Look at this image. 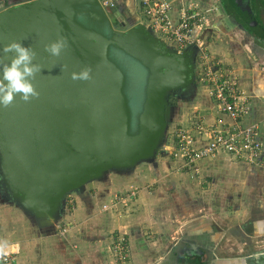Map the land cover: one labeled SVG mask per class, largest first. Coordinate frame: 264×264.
I'll return each instance as SVG.
<instances>
[{
  "label": "water",
  "instance_id": "95a60500",
  "mask_svg": "<svg viewBox=\"0 0 264 264\" xmlns=\"http://www.w3.org/2000/svg\"><path fill=\"white\" fill-rule=\"evenodd\" d=\"M228 1L253 35L261 34L249 0ZM117 14L99 0H22L0 9V57L3 46L16 40L32 47L34 63L42 66L33 81L38 98L23 102L17 96L9 107L0 106L4 166L22 183L26 208L36 217L53 218L66 190L109 168H129L152 157L171 112L164 95L192 83L193 48H170L142 21L115 25L111 17ZM60 37L67 47L51 56L44 45ZM113 48L147 70L133 126L126 74L112 57ZM86 66L92 69L90 80L71 78Z\"/></svg>",
  "mask_w": 264,
  "mask_h": 264
},
{
  "label": "crops",
  "instance_id": "0c3cea01",
  "mask_svg": "<svg viewBox=\"0 0 264 264\" xmlns=\"http://www.w3.org/2000/svg\"><path fill=\"white\" fill-rule=\"evenodd\" d=\"M19 1L0 0V9ZM171 1V13L176 15L180 3L189 0ZM115 8L118 14L111 17L115 25L143 20L135 0H117ZM213 14L203 30L204 42L211 56L237 72L249 100L241 120L259 124L264 147V39L236 26L224 12L215 21ZM171 93L176 95L170 112L174 124L186 125L193 108L209 123L229 120L217 110L206 85L189 95L179 88ZM138 163L131 172V167L108 169L73 188L77 206L73 212L63 206L54 218L46 219L28 209L31 234L1 244L2 249L16 250L11 264H182L181 259L196 256L199 264H264L263 166L227 153L202 158L197 166L219 171V185L212 190L197 189L189 171H165L167 163L152 161L160 186L150 193L144 187L131 189L150 177V172L136 169ZM125 189L134 192V199L129 204L118 198L115 202L114 196ZM198 190L202 202L196 200ZM57 216H64V223ZM115 234L127 242L124 261L113 251Z\"/></svg>",
  "mask_w": 264,
  "mask_h": 264
},
{
  "label": "built area",
  "instance_id": "2783aa9c",
  "mask_svg": "<svg viewBox=\"0 0 264 264\" xmlns=\"http://www.w3.org/2000/svg\"><path fill=\"white\" fill-rule=\"evenodd\" d=\"M144 24L173 49L183 51L193 48L194 72L197 79L209 90L217 110L229 120L219 124L207 122L195 108L188 114L187 124H173L169 151L180 164L193 168L197 160L219 153H227L264 167V147L259 124L243 123L249 109L247 94L239 86L238 74L227 63L211 56L203 39V30L210 23L212 7L198 1L181 2L177 14L171 13V0H135ZM103 7H115L117 0H99ZM168 147V146H167ZM134 192L129 191L127 196ZM118 197V196H117ZM119 198H123L119 194ZM65 230L64 226H59ZM117 260L127 257V242L118 236L113 242ZM16 250L0 253L3 263L11 264Z\"/></svg>",
  "mask_w": 264,
  "mask_h": 264
},
{
  "label": "rangeland",
  "instance_id": "374dc122",
  "mask_svg": "<svg viewBox=\"0 0 264 264\" xmlns=\"http://www.w3.org/2000/svg\"><path fill=\"white\" fill-rule=\"evenodd\" d=\"M189 1H193V0H189ZM198 1L204 4L205 6L207 5V6L212 7L211 11L214 12L213 14L214 21L215 19L217 20V18H219L220 16L219 14L222 13V10L217 0H203V1L198 0ZM91 23L96 24L93 21H91ZM168 46H170V48L173 49L171 45L168 44ZM111 55L120 64V66L123 68L126 74L125 92H126L130 110H131V123L133 126V124H135L137 120V116L139 112L141 111L142 104L144 101L146 81H147V70L138 59L125 53L124 51L120 49L113 48L111 50ZM203 85L204 84H202L197 79V77L195 76V72H194V75L192 77V83L189 86H187L186 88L187 90H183L184 95H189L191 92L195 90L197 86H203ZM188 90H191V92L190 91L187 92ZM175 96L176 95L172 94L171 91H169L168 93L164 95V98L168 100V104L170 106L171 105L173 106L175 105L174 104L175 99H176ZM173 120H174V117L172 119L169 115V119H167V122L165 125L163 137L159 141V144L157 145L153 153V156L144 157V158L142 157L138 161H136V162H139L138 165L136 166V169L139 166V168L137 169L138 171L140 170L141 172L142 171L150 172L149 174L150 177L142 181L139 187H132L131 188L132 190L134 188L139 189V188L144 187L146 190L150 191V193L151 192L154 193V191L160 186V183L155 178L156 177L155 172L157 169L153 168L152 161H158V162L163 161L164 163H167L169 170L166 169L165 167L164 168L165 171H173V170H179V169L184 170V171H189L190 174L188 175V177L192 180L194 186L195 185L197 186V189L199 188L205 189L211 186L210 188L213 190L216 187H218L219 181H220L218 179L219 177L218 169H216L215 171L209 172L207 169L208 167H205V165L197 166L196 164L193 168H188L186 166L181 165L180 161L176 159V157L169 151L170 149L169 145L171 144V127L174 124L173 122H175ZM4 151L5 149L1 148V144H0V240H1L0 241V253L3 251L1 247L2 243H5V242L8 243L10 242V240H13V239H23V238L26 239L32 232V231L28 232V224H30V222L33 221L31 217L29 216L28 208H26V205H25L27 200L22 195V185H21L22 183L16 178V176L14 175V173H12L10 169L4 166V163H5V158L3 155V153L5 154ZM211 156H214V155H211ZM211 156L207 158H210ZM139 164L141 165L145 164V165L140 166ZM109 169L111 171L113 169L122 170V168H118V167L117 168L113 167ZM132 169L134 170V168L131 167L129 171ZM72 191H74V189H70V190L68 189L65 191V193L62 194V197L64 198H62V201H60L59 208H62L64 206L63 209L66 210V208H68L70 209V212L74 211V209L77 206L75 205L76 204V201L74 199L75 196ZM129 191L130 189L118 191V194H117L118 197L114 196L113 200L115 201L116 198H118L120 201L126 202L127 204H129L131 200H133L135 197V195L127 196L129 194ZM119 194H122L123 198L120 199ZM195 195H196V200L200 202L203 201L204 197L202 194L200 195V190H198V194H195ZM131 211H133V209H131ZM57 219L62 221L63 223H64V220H66L64 216L63 217L57 216ZM120 260L124 261L125 259H120ZM0 262H2L1 257H0Z\"/></svg>",
  "mask_w": 264,
  "mask_h": 264
},
{
  "label": "clouds",
  "instance_id": "9594fccd",
  "mask_svg": "<svg viewBox=\"0 0 264 264\" xmlns=\"http://www.w3.org/2000/svg\"><path fill=\"white\" fill-rule=\"evenodd\" d=\"M65 47H67V40L60 37L45 44L44 50L51 56L58 57ZM2 51L4 57H0V106L9 107L17 96L23 102H31L38 98L40 93L33 81L42 71V66L34 63L37 52L16 40L5 44ZM9 54H11L10 57ZM6 58L10 59V63L4 62ZM91 71V67L86 66L80 72L71 73V78L88 81L91 79Z\"/></svg>",
  "mask_w": 264,
  "mask_h": 264
},
{
  "label": "flooded vegetation",
  "instance_id": "af4514ba",
  "mask_svg": "<svg viewBox=\"0 0 264 264\" xmlns=\"http://www.w3.org/2000/svg\"><path fill=\"white\" fill-rule=\"evenodd\" d=\"M218 3L220 4V8L222 10V12H224V14H226L229 18V20H232L233 23L238 26L239 28L248 31L249 33H251L248 29H244V25L242 22H244L241 19V16L239 15V13L235 10V8L229 3V1L227 0V2L230 4V6L233 8V11H228L226 10L225 6H224V1L223 0H217ZM249 4L251 6V9L253 11L254 17L256 18V20L258 21V23L260 25H264V1L263 0H249ZM115 8V7H114ZM113 22V19H112ZM117 23V22H116ZM245 23V22H244ZM113 24H115L113 22ZM246 24V23H245ZM247 25V24H246ZM248 26V25H247ZM249 28V27H248ZM253 34V33H252Z\"/></svg>",
  "mask_w": 264,
  "mask_h": 264
},
{
  "label": "trees",
  "instance_id": "16d2710c",
  "mask_svg": "<svg viewBox=\"0 0 264 264\" xmlns=\"http://www.w3.org/2000/svg\"><path fill=\"white\" fill-rule=\"evenodd\" d=\"M223 1H224V6H225L226 10L233 11V8L230 6V4L227 2V0H223ZM252 3H253V0H252ZM242 23L244 25V29L246 28V29H248L251 32L250 28H248V26L244 22H242ZM260 27H261V31H260L261 34H259L257 37L260 36L261 38L264 39V25H260ZM114 240H117V235L116 234H115ZM181 263L182 264H199L200 261H199V258L197 256L195 258L186 257V259H184V261H182V259H181Z\"/></svg>",
  "mask_w": 264,
  "mask_h": 264
}]
</instances>
